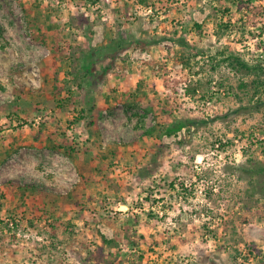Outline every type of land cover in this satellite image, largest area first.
Here are the masks:
<instances>
[{
  "label": "rangeland",
  "instance_id": "obj_1",
  "mask_svg": "<svg viewBox=\"0 0 264 264\" xmlns=\"http://www.w3.org/2000/svg\"><path fill=\"white\" fill-rule=\"evenodd\" d=\"M0 264H264V0H0Z\"/></svg>",
  "mask_w": 264,
  "mask_h": 264
},
{
  "label": "trees",
  "instance_id": "obj_2",
  "mask_svg": "<svg viewBox=\"0 0 264 264\" xmlns=\"http://www.w3.org/2000/svg\"><path fill=\"white\" fill-rule=\"evenodd\" d=\"M26 25H27V35L29 36V38L33 42L42 43L45 45L46 35H47L46 32H42L38 26H35L36 23L34 21L31 22L28 20ZM132 43L146 45V42L144 40H140L139 38L128 40V42L124 38H117L114 41H112L111 44H108L106 46H103L97 49L89 48L88 50L83 51V54L81 55V58H82L81 67L83 70H85V72H87L88 74H91L93 73V70H94L93 66L96 62L104 58H110V60L112 61L114 58H116L119 55V53H121L124 49H127ZM151 43L149 42V44ZM180 44L184 45L183 40H180ZM230 63L238 71L242 70L245 72H253V71L258 70L257 67L248 65L244 60L240 59L237 56H233L232 60H230ZM112 65L113 64L111 62L106 64V66H104L102 70V73L108 72L111 69ZM185 124L186 122L179 121L172 125H169L164 129V134L171 135L172 133L184 127ZM151 131L152 130L147 131V134L151 133ZM62 146H64V143H61V142L54 145L56 149H61ZM73 147H67L66 150H64V152L70 157L72 155L71 151H74L75 149ZM80 176L81 178H83V174L81 172H80Z\"/></svg>",
  "mask_w": 264,
  "mask_h": 264
}]
</instances>
